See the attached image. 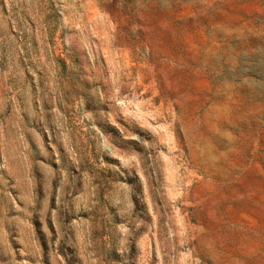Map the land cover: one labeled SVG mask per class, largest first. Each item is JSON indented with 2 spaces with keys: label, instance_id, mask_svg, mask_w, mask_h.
Masks as SVG:
<instances>
[{
  "label": "rangeland",
  "instance_id": "374dc122",
  "mask_svg": "<svg viewBox=\"0 0 264 264\" xmlns=\"http://www.w3.org/2000/svg\"><path fill=\"white\" fill-rule=\"evenodd\" d=\"M0 264H264V0H0Z\"/></svg>",
  "mask_w": 264,
  "mask_h": 264
}]
</instances>
